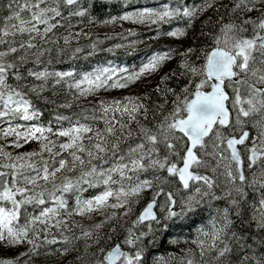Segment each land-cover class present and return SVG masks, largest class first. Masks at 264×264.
I'll return each instance as SVG.
<instances>
[{
	"label": "snow or ice",
	"instance_id": "snow-or-ice-1",
	"mask_svg": "<svg viewBox=\"0 0 264 264\" xmlns=\"http://www.w3.org/2000/svg\"><path fill=\"white\" fill-rule=\"evenodd\" d=\"M93 7L0 0V246L26 245L0 264L41 256L45 264H147V245L168 227L193 228L183 241L190 247L170 254L171 264H264V0H169L103 21ZM204 13L177 68L139 95L99 96L154 79L175 49L153 51L132 69L49 67L53 54L135 52L131 29L118 33L122 43L101 47L111 35L83 31L97 22L155 25V36L179 38ZM172 21L182 26L160 28ZM33 97L54 106L47 125ZM29 142L37 147L5 150ZM86 188L95 194L83 196Z\"/></svg>",
	"mask_w": 264,
	"mask_h": 264
},
{
	"label": "trees",
	"instance_id": "trees-1",
	"mask_svg": "<svg viewBox=\"0 0 264 264\" xmlns=\"http://www.w3.org/2000/svg\"><path fill=\"white\" fill-rule=\"evenodd\" d=\"M169 0H129L127 4L123 3V0H93V9L92 15L97 18L98 21H103L107 19L109 16H118L121 15L124 11H132L134 9L140 7H158L162 3H168ZM186 3H197L199 0H185ZM172 4L176 3V0H171ZM209 15V13H204L201 15L199 20L195 23L196 27L190 29L188 35L185 37L179 38H169L167 35H159L155 36L156 27L152 29H141L130 22H120L117 21L114 24H103V23H95L91 27H83V31L90 32L92 36H97L100 39H103L106 35H111V40H104V43L101 47H109L115 43H122L119 40L118 33L123 32L125 29H131L136 33L134 37H128L129 40L135 39L138 43L135 45V52L132 55H126L127 49H115L111 53L105 52H97L96 55L91 57H84L82 54L79 58H73L71 60L67 59L65 56H61L57 61L55 55L53 54L52 63L49 65L50 69L57 71H67L73 70L75 73L90 71L91 67L97 64H107L111 62L116 65H124L129 69H132L134 66H138L140 61L144 59L146 56L150 55L153 51H165L168 48L175 49L176 52L173 55V59L170 61H166L163 65L162 71L155 76L154 79L147 82L145 85H141L139 89L133 90H122L120 93L108 94L105 92H101L99 96L101 98H120L123 95H139L145 91H150L156 84L159 79V75H162L164 72L169 71V69L177 68L178 60H179V52L183 50L184 47L192 46V32H196L199 29L200 21H202L205 16ZM2 23V22H0ZM182 26L177 21H172L168 24H162L160 28L163 31L170 30L172 27ZM155 36V38H153ZM202 40L201 37L197 36V44L199 46V42ZM80 43L86 44L87 41L81 39ZM166 66V67H165ZM169 83H174V81H170ZM49 98L51 97L50 93H47ZM59 101L64 99L63 94L60 97H56ZM33 104L36 106L38 110L41 111V116L38 118L39 122L47 125L48 121L52 119L53 115V105H47L32 98ZM75 105H73L72 109H56V111L69 114L71 111H75ZM55 127V124L52 125ZM4 127L3 124H0V130ZM13 139V137H9L8 140ZM7 143V140L0 139V146H3ZM37 145L35 142H29L28 144H24L19 149H13L11 147L6 148V151H9L12 154L17 152H25L31 151L36 148ZM95 189L86 188L83 196L87 197L90 194H95ZM252 194L249 193V196ZM217 203V202H214ZM220 206H223V201L218 202ZM138 210V209H137ZM208 213V209L205 208L204 212L198 213L196 219V226L200 224V218L205 217ZM134 218V217H133ZM77 220L79 218L77 217ZM83 224H90V220H83ZM180 221H177V224H180ZM189 221H183V224H188ZM189 232H193V228L190 227H168L161 228L159 232L156 234V238L154 243L147 245L146 257L147 264H155V261L159 258V264H171L170 254L175 255L177 252L181 250L182 247H190V245H185L183 241L188 237ZM179 240L181 243L174 244L171 241ZM26 245L17 246L15 249H9L3 246H0V259H12L19 251H23ZM45 257L41 256L38 258H34V262L30 261V264H45ZM47 264H59L56 261V258H48Z\"/></svg>",
	"mask_w": 264,
	"mask_h": 264
},
{
	"label": "rangeland",
	"instance_id": "rangeland-1",
	"mask_svg": "<svg viewBox=\"0 0 264 264\" xmlns=\"http://www.w3.org/2000/svg\"><path fill=\"white\" fill-rule=\"evenodd\" d=\"M135 25H136L137 27L141 28V29H152V28L156 27L155 25H151V26H145V25H140V24H135ZM169 38L175 39V37H169ZM165 67H166V66H165ZM161 71H162V69L160 70V72H161ZM157 75H158V74H157ZM157 75H156V76H157ZM151 80H152V79H151ZM151 80H149V81H151ZM149 81H147V82H149ZM147 82H146V81H143V80H141V81H137L134 85H131L128 89L111 90L110 92H106V93L116 95V94L120 93L122 90H127V91H129V90H133V89H139L141 85H145V84H147ZM157 210H158V213H159V207L157 208ZM177 210H179V209L177 208ZM94 219H95V220H99L100 217L97 216V217H95ZM90 221H91V223L94 222L93 220H90ZM156 261H157V260H156ZM156 261H155V262H156Z\"/></svg>",
	"mask_w": 264,
	"mask_h": 264
},
{
	"label": "water",
	"instance_id": "water-1",
	"mask_svg": "<svg viewBox=\"0 0 264 264\" xmlns=\"http://www.w3.org/2000/svg\"><path fill=\"white\" fill-rule=\"evenodd\" d=\"M156 210V209H155Z\"/></svg>",
	"mask_w": 264,
	"mask_h": 264
}]
</instances>
